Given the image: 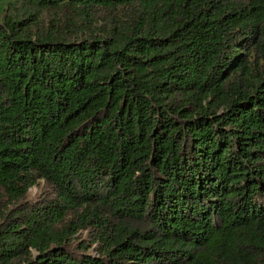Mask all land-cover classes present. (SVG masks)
<instances>
[{
  "label": "trees",
  "instance_id": "obj_1",
  "mask_svg": "<svg viewBox=\"0 0 264 264\" xmlns=\"http://www.w3.org/2000/svg\"><path fill=\"white\" fill-rule=\"evenodd\" d=\"M0 264H264V0H0Z\"/></svg>",
  "mask_w": 264,
  "mask_h": 264
},
{
  "label": "rangeland",
  "instance_id": "obj_2",
  "mask_svg": "<svg viewBox=\"0 0 264 264\" xmlns=\"http://www.w3.org/2000/svg\"><path fill=\"white\" fill-rule=\"evenodd\" d=\"M46 193V187L43 183H40L38 186L31 188L21 208L23 209L26 206H34L40 204L46 197ZM76 237L86 239V232L78 233Z\"/></svg>",
  "mask_w": 264,
  "mask_h": 264
}]
</instances>
